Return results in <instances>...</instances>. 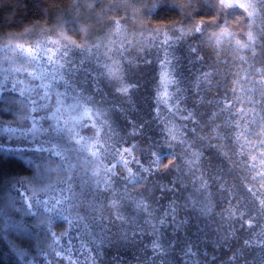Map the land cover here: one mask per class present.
<instances>
[{"label":"trees","instance_id":"1","mask_svg":"<svg viewBox=\"0 0 264 264\" xmlns=\"http://www.w3.org/2000/svg\"><path fill=\"white\" fill-rule=\"evenodd\" d=\"M107 2L108 0H0V40L7 41L10 37H17L19 42L32 43L38 34L44 36L40 34V30H58L77 44H82L86 37V25H93L94 17L91 15L99 13L102 20L104 15L101 13L106 12L102 7ZM117 2L118 5L126 4L128 0ZM147 19L146 22L151 27H180L185 32H193L181 39L178 43L181 44L180 48H176L178 44L174 45L173 71L180 82L173 89L179 87L177 96L170 98L167 104L158 97V107L157 101L154 100L156 103L154 102L153 107L157 108H152L150 112L155 119H150L149 126L144 127L147 122L142 117L143 114L134 119L132 114L125 113L127 121L123 117L117 119L120 125L127 123L128 127L141 126L134 130V134H128L126 137L128 141L136 142L142 136L146 142H150L149 146L142 148L141 154L148 171L143 175L132 172V177L140 178V183H135L129 178L127 168L119 165L118 176L115 177L118 188L114 190L119 194L115 198L109 200L113 189H101L98 193L80 196L74 209L70 207L65 216L62 215L63 211L49 213L44 210L43 205H38L33 209L35 216L20 217L30 225L25 244L26 256L18 258L7 246V240L0 241V264H69L68 260L55 257L54 250L59 251L68 244L69 237H72L73 244L79 246V237L82 234L99 232L100 229L94 221L103 223L110 239L128 237V247L124 253L127 264H151L153 240L161 243L171 241L179 252V241H195L197 236L200 237L201 249L210 254L214 253L217 257L215 264H229L230 261L235 264L232 259L235 255L240 256L239 264H264V204H261L264 200V187L254 179L257 172H264V165L260 163L258 150L242 147L246 143L243 136L237 140V136L244 129V121H240L241 127L236 126L237 109L245 107V102L249 99L245 89L250 90L257 101H261L264 96V84L260 83L264 78V59L260 60L258 68L254 64L245 67L237 63L233 65L234 60L228 55V43L220 41L217 46L214 41L208 39L213 35L219 37L224 28L219 25L216 11L209 0H168V6L164 10L158 7ZM236 19L231 22H238ZM198 25L204 29L203 33H194ZM113 29L114 25L105 28V32L113 40L112 48H109L112 52L107 54L108 56L101 55V65L104 66L109 58L114 59V65L117 63L119 66L116 69L117 76L110 79L100 78L97 72L93 71V75H97L96 78L102 80V83H111L105 91L106 95L110 96L106 103L93 91L84 92L83 83L80 82L82 72H86V76L89 74V78L93 75L87 71L89 67L82 64L84 62L81 56H71L73 64L78 66L76 83L71 81L76 94H79L82 103L104 118L113 114L111 111L113 105H116L115 101L123 106L135 105L134 101L148 103L151 97L163 92L162 86L158 84V76L161 74L158 72L161 70L159 60L163 57V51H158L160 38L151 32L137 39L133 37L134 40L131 38V42L125 45L123 55L117 57L113 51L116 52L120 48L117 44L114 45L117 43L114 41V35L109 34ZM108 39L105 42H109ZM191 48H196L197 52H191ZM157 59L158 65L155 64L153 70L152 66ZM256 69L261 70L258 74L247 77L255 81V84L236 83L240 81L239 77H245L249 70ZM205 73L208 74V80L202 79ZM122 87H127L128 92L117 90ZM153 87L151 93L150 89ZM233 88L237 89L235 96ZM177 98L178 112L174 106ZM236 98L243 102H237ZM230 102L236 106L229 111L225 106ZM31 106L30 101L23 94L19 95L16 89L0 85V143L11 146L12 141L4 128L10 124L14 127V119L17 117H30ZM255 111L264 116V108L259 105ZM159 112H167V117L172 114L174 121H177V140H172L169 136L168 128L163 125ZM189 112L192 113V118L184 119ZM248 115L251 116L252 113L249 112ZM42 117L49 116L41 114L35 120L38 121V127L47 131L39 132L35 139L29 133L23 138L25 142L19 145L28 149L25 161L31 160L32 164L29 166L25 163L23 169L17 165L6 166L0 173V207L13 198L16 207H21V197L12 187L17 179L35 181V184L29 187L42 190L38 199H49L54 194H59L60 187H66L61 184L67 177L59 170L60 159L48 153L34 152L33 149L40 146L37 141L43 142L53 136L66 148H72V144L66 137L61 139L52 132L50 119H41ZM254 127L255 125L250 124L247 130L250 132ZM20 130L27 132V129L20 128L17 136ZM108 134L113 141V149H123L122 147L129 145L124 144L120 138H115L109 126L104 129V138ZM247 139L252 140L254 144L259 143L255 137L249 136ZM166 140L168 143H165ZM181 140H186L187 144L181 145ZM162 149H167L164 153L166 158H161L157 164L155 161L161 156ZM192 153H196L199 158ZM68 155L73 158L74 163L76 159L82 158V154L74 151H70ZM250 155H256L257 159L251 160ZM253 164L256 166L254 171L251 170ZM82 169L83 166L77 170L73 179V190L78 193ZM101 198L104 199L103 203L100 202ZM113 200L118 201L117 206L120 208L123 201H126L131 210H134L131 219L128 218L130 223L125 222L122 225L119 222L114 212ZM106 202L109 205H106ZM137 204L141 206L137 207ZM68 207L69 204L67 209ZM173 216L175 224L172 222ZM161 220H165V224L161 225ZM249 221L251 227L248 226ZM181 224L182 227L178 228L177 225ZM9 238H12V234ZM80 261L81 264H88L83 256Z\"/></svg>","mask_w":264,"mask_h":264},{"label":"snow or ice","instance_id":"2","mask_svg":"<svg viewBox=\"0 0 264 264\" xmlns=\"http://www.w3.org/2000/svg\"><path fill=\"white\" fill-rule=\"evenodd\" d=\"M150 2L152 7L159 6L160 10H164L168 6V0H150ZM219 4L222 7L233 8L238 6L243 9L247 14L249 29H252L257 21L264 22V0H248L246 3H240L239 0H236L235 4H233L232 0H219ZM225 23L227 22L225 21ZM117 28H119V22H117ZM203 32L204 29L199 25L194 29V33ZM191 34H193L192 31L185 32L183 29H180V36L164 33L159 40L158 51H163V57L159 60L163 92L158 95L163 99L165 104L175 95V93L169 92V87L180 83L175 79L173 71L175 69V65L173 64V60L175 59L174 45L184 36ZM156 35H160V33L157 32ZM221 35L231 36L232 34L229 33L225 27ZM155 38L154 36L153 39L155 40ZM208 39L214 41L215 44L219 46L220 37L213 35L209 36ZM261 40H264V29L257 28L255 34L252 30L248 31L246 43H241L237 40L236 45L240 49H251L255 53V48L261 47ZM93 47L98 49L100 45H94ZM74 49H81L86 52L92 51V48H89L85 44H77L71 38L63 34V32L58 33L55 39L49 36L47 39L32 43H28L27 41L19 42V38L17 37H10L7 41L0 40V53L4 54L5 61L19 64L18 67L6 71L26 73L33 80L40 81V87L44 90L41 95V99L45 102L43 105L44 107H48L47 102L52 96H55V101L52 105L54 111H52L50 117V119L54 121V124L50 126L51 130L61 139L66 137L72 144V148H66L57 140L56 136H53L43 142L37 141L40 146L33 149L34 152H39L41 154L48 153L50 156H56L60 159V164L58 166L59 170L63 172L67 178L61 181V184L66 185V187H60L58 195L54 194L46 200L38 199L42 190L36 187H29V185H34L35 181L17 179L12 187L16 190L17 195L21 197V207H16L14 198L0 207V225H2V230H0V241L7 240V246L18 258H24L27 254L25 244L30 228V225L20 218L21 216H35L36 213L33 209L38 205H43L44 210L49 213L57 212L58 210L63 211L66 210L68 204H71L74 199H79L80 196L86 197L93 192H100L101 189H111L113 178L118 176L117 166L122 165L124 168H128V163L130 162L124 159V154L130 157L132 148H124L122 151L119 149L109 150L99 143L100 128L97 127V122L100 114L92 112L90 108L86 107L81 102V99L78 94H76V90L71 83L73 73L78 70L71 59V54ZM190 51L196 53L197 49L191 48ZM118 54L121 56L123 55L119 50ZM197 58L202 59V57L199 56H197ZM104 68L108 77L115 78L117 76V71L114 70L113 65L105 64ZM258 73L259 70H249L247 72V77H251ZM237 76H239V73H237ZM7 79L8 77L5 76V80ZM202 79L208 80V74H203ZM240 82L239 80L236 81V83ZM23 83V80H17L12 84V87L15 89L18 84ZM243 83L255 84L256 82L249 78H245ZM260 83L264 84V78L261 79ZM59 88H63L64 91H59ZM117 90L125 93L128 92L127 87H122ZM24 91L25 89L21 88V94H23ZM179 91L180 89L177 87L176 92ZM236 91V88L232 89L234 96ZM245 92L249 99L245 102V107L237 109L236 112V126L241 127L240 121H244V129L237 136V140L239 141L241 136H243L246 143L242 147H252L258 150L259 156L261 157L260 163L264 165V116H260L255 111L257 105L264 108V102H262L264 101V96H262L261 101H257L252 96L250 90L245 89ZM236 99L237 102H243L240 98ZM66 101H71V103L66 104ZM249 105H251V107H249ZM174 106L178 112V98ZM235 106V103L230 102L225 107L230 111ZM62 109L75 113V115H71L68 119H63ZM171 110L172 109H170V111ZM32 111L36 112L37 108L33 107ZM249 112L252 113L251 116L248 115ZM85 117H87L88 122L81 123V121H84ZM46 118L49 117H42L41 119ZM183 118H192V113L189 112L187 116ZM99 123L102 126L104 121H99ZM250 124L255 125V127L249 132L247 129ZM89 126L96 129L94 138L82 136L78 130V128H87ZM4 131L9 134V139H11L12 143L11 146L0 143V173H2L6 166L17 165L21 169L24 168L25 163L30 166L32 161H25L28 149L22 148L19 145L25 142L23 138L29 133L32 135L33 139H35L39 132L47 130L38 127V121L33 117L31 127L27 129V132L20 130L19 136H17L18 129L11 124L4 128ZM168 131L172 140L178 139V129L176 133H173L170 129ZM249 136L255 137L259 143L254 144L252 140H248L247 138ZM165 143H168V141L166 140ZM180 143L181 145H185L187 141L181 140ZM45 145H47V147ZM169 147H171V145H169ZM93 149L96 150L94 151ZM70 151L81 154L90 153L92 159L82 161L78 158L74 163L73 158L68 155ZM166 151L167 149L161 150V156L157 158L155 163L159 164L161 158H166L164 155ZM101 152L106 154L111 166L104 165L102 173L100 169L91 170V172H89L91 165L101 159L99 154ZM192 155L199 158L196 153H192ZM116 157H120V159H116ZM249 158L253 161L257 159L256 155H250ZM112 160H115V163H111ZM136 163L139 164V160H137ZM168 163L170 164L171 160H169ZM81 166H83L85 170L83 175L79 176L81 183L78 185L80 189L78 193L73 190L72 185L77 170L81 168ZM165 167H167V165H165ZM255 168L256 166L253 164L251 170L254 171ZM145 171H148V169H145ZM128 172L130 179H133L135 183H140L139 176L132 177V170L130 168H128ZM254 179H257L261 186L264 187V172H257ZM16 185H19V187L17 188ZM20 189H23V191H20ZM249 191L251 192L252 189H249ZM53 192H55V189H53ZM65 193H69L70 195H65ZM261 204H264V200L261 201ZM113 206H115V201H113ZM140 206V204H137V207ZM117 219L123 218L117 216ZM172 222L173 224L176 223L174 216ZM94 223H97V227L100 229L99 232H89L86 235L82 234L79 237L81 241L79 246L73 244L72 237H69L68 244L59 251L54 250L55 257L66 259L69 261V264H81V256H83L88 264H106V262L107 264H127L124 253L127 251L128 237L122 236L116 239H110L106 234L107 230L103 223L95 221ZM160 224H165V220H161ZM248 226H252L250 221L248 222ZM177 227H182V224L177 225ZM10 234H12V238H9ZM199 241V236H197L195 241L191 239L179 241L180 248L179 252H177L176 248L173 246V242L166 241L161 243L158 240H153L151 244L153 253L151 264H215L217 259L215 254H210L207 250L201 249ZM232 259L235 261V264H239V255H235ZM229 264H231V261Z\"/></svg>","mask_w":264,"mask_h":264},{"label":"rangeland","instance_id":"3","mask_svg":"<svg viewBox=\"0 0 264 264\" xmlns=\"http://www.w3.org/2000/svg\"><path fill=\"white\" fill-rule=\"evenodd\" d=\"M119 0H108V2L106 3V5H104V7H102L103 12L101 14L104 15V18L101 20L99 13H97L96 15H91L93 18V25L90 23L88 25H86L85 27V31H86V37L84 38V40L82 41V44L87 45L89 48H92L91 52H86L83 51L81 49H74L73 53L71 54V56L78 54L79 56L82 57V60L86 66L89 67V71L91 73V75H93V71L97 72V75L100 78H107L110 79V77H108L106 75V70L105 68H103L104 66L101 65L102 62V57L101 55H106L107 54H111V50L109 48H112V42L113 40L110 38V36H108V33L105 32V28L107 27H112V25H114V29L111 31V33L109 32V34H112V36L114 35V41H116L117 43H114V45H118L120 50L119 52H123V49L125 47V45L128 44V42H131V40H134L133 37H135L136 39L139 36H143L145 33H149L151 32L152 34L156 35L157 32L160 33V35H157L158 38H162L164 33H168L169 35H175V36H180V27H174V28H169V29H163L160 27H151L149 25V23H147L146 21H148V16L154 11L156 10L159 6L157 7H152L151 6V2L150 0H128V2L126 4H120L118 5ZM211 6H213L214 10L216 11L218 20H219V25L220 26H224V28L226 27L228 32L231 33V36H222V32L219 33V37H220V41L222 43L227 42L228 43V47L230 46V51L228 50V55L230 57V59H233L234 62L232 63L234 64H238V65H242L243 67H245L246 65H251L254 64L255 67L257 66L260 67V60L264 59V40L260 41V45L261 47H256L255 48V53L251 50V49H240L238 48V46L236 45V41L239 40L241 43H246L247 42V33L249 30H252L255 34V30L257 28L260 29H264V22L261 21H257L255 25H253L252 29H249L248 27V18H247V14L244 12L243 9L237 7H233V8H228V7H222L219 4V0H209ZM233 4L236 3V0H232ZM240 3H246L248 2V0H239ZM123 5V6H122ZM102 12V11H99ZM108 15H107V14ZM88 16V15H87ZM237 18V19H236ZM235 19L238 22H231V20ZM105 21V22H104ZM225 21L227 23H225ZM117 22H119V28H117ZM223 28V29H224ZM82 30H84V27L82 26ZM184 30V29H183ZM39 31V30H38ZM43 34L44 36H39L37 35L35 37V39L33 40V42L38 41V40H44L47 39L49 36L52 37L53 39L57 38V34L59 33L58 30H40V34ZM111 36V37H112ZM103 37V39H102ZM234 37V38H233ZM109 38V42H105V40ZM111 39V40H110ZM181 41V39L178 41V43ZM177 43V44H178ZM176 44V45H177ZM94 45H100V47L97 49L95 47H93ZM181 44H178L176 48H180ZM102 48H105V50H101ZM104 52V53H102ZM80 53V54H79ZM114 55L118 57V50L115 52L113 51ZM11 55V54H9ZM89 61V62H88ZM114 59L111 60L110 58L106 60V64L108 65H113L114 70L118 69L119 66L114 65ZM158 59L154 61V64L152 66L153 70H154V65L156 64V66L158 65L157 63ZM81 64V65H82ZM128 64V61L127 63ZM19 64H13L11 61L6 62L5 58H4V54L0 53V85L4 84V85H8L9 87H12V84L15 83L17 80H23L24 83L23 84H18L17 87L15 88L18 91V94H21V88H24L25 91L23 93L24 97L30 101L31 103V107L33 109V107L37 108L36 112H31V118L28 116L26 119L25 118H20L17 117L16 119H14V127H16L17 129H28L31 127L32 122H33V117L35 119H38L40 117L41 114L43 115H47L49 116V119L52 115V111H54V108L52 107V105L54 104L55 101V96H52L50 98V100L47 102L48 107H44L43 105L45 104V102L41 99V95L43 94V89L40 87V81L38 80H33L31 77H29L26 73H16L14 71H6L8 69H12L14 67H18ZM103 66V67H102ZM78 68V66H76ZM84 68V67H83ZM123 69H125L123 67ZM122 69V70H123ZM161 69V68H160ZM171 70V69H170ZM256 70H261V69H256ZM152 71V70H151ZM103 72V73H101ZM158 72H161V70H158ZM78 71H75L73 73V77L72 80H74V83H76V75H77ZM83 76L80 79V82L83 83V89L84 92H86L87 90L89 91H93L95 95H99V98L101 101H105V103L107 101H109L110 96L106 95L105 91L106 88H108V86L111 84L110 82L108 83H102V80L100 81V79L98 80L96 77L97 75H93L92 78H89V74L86 76L85 73L86 72H82ZM179 75V74H178ZM5 76L8 77L7 80H5ZM158 76V75H157ZM157 78V77H156ZM160 82L158 83L159 86H161V74H159L158 76ZM247 78V75H245V77H239L240 79V83H243V80ZM175 79H177L179 81V77H175ZM72 83V82H71ZM245 84V83H244ZM156 85V82H155ZM179 85V84H178ZM178 85H171L169 87V92L170 93H175V95L173 96V99L177 96V92L176 90H173L175 88V86ZM98 88V90H97ZM163 88V87H162ZM59 91L63 92L64 89L63 88H59ZM154 90V87L150 89L151 93ZM101 92V94H99V92ZM149 91V90H148ZM149 91V92H150ZM162 93V92H159ZM158 93V94H159ZM157 94V95H158ZM22 95V94H21ZM103 95V96H102ZM155 97H151V101L148 103H144L143 102H135V105H131V106H123V105H119L118 101H115L113 105V110L111 112H113V114H111L109 117H102L101 115H99V120L97 122V127L100 128V141L99 143L104 145V147L106 149L109 150H115L112 148V139L111 137H109V134L107 135L106 138H104V129L106 127H110L111 130L113 131V133L115 134V138L118 137L120 138L124 144H129L126 147H122L124 148H132V154L129 157L127 154H124V159L129 160L130 162L128 163V168H130L132 170L133 173L135 174H139V175H143L145 172V169H148L147 164L144 162L143 156H141L142 154V148L144 149V147L149 146L150 142H146L144 140V137L140 136V138L137 139L136 142H140L139 144L136 142H132V141H128V138L126 136L132 135L134 134V130H138L140 127L139 125L137 127L134 126H126L124 127V124L122 123V125H120L118 123V118H125V113L126 114H132L133 118L135 119V117L141 116L144 118V120L147 122V124L144 125V127H146L147 125L149 126L150 124V119L152 118L153 121L155 118H153L152 115V108L156 110V108L158 106H160V102L158 101V96ZM79 96V94H78ZM80 98V97H79ZM157 101V107H153L154 102L156 103ZM160 101H162V99H160ZM82 102V100H81ZM114 102V101H112ZM67 103H71V101H66ZM111 103V102H110ZM140 103V104H138ZM84 104V103H83ZM112 104V103H111ZM163 105V103H161ZM85 105V104H84ZM130 105V104H129ZM161 105V107H162ZM86 107L90 108L89 106L85 105ZM108 107V106H107ZM106 107V108H107ZM174 109V107H172ZM51 109V110H49ZM92 110V112L94 113H98L96 112L94 109L90 108ZM175 110V109H174ZM141 113H138V112ZM157 113V111H156ZM161 117V120L163 122V125L166 127L167 130H172V132L176 133V120L174 121V119L172 118V114L171 116H165V114H167V112H159ZM174 114V112H172ZM71 115H75V113H71L69 111H64L62 109V116L63 119H68ZM140 117V118H142ZM139 118V119H140ZM164 118V119H163ZM31 119V120H30ZM108 119V120H107ZM126 119V118H125ZM138 119V120H139ZM50 119V123L51 125L54 124V121ZM99 121H104V124L101 126V124L99 123ZM127 121V119H126ZM62 122V121H61ZM87 117H85L84 121H81V123H87ZM143 127V126H142ZM123 128H125L123 130ZM80 134L82 136H86V137H90V138H94L95 137V132L96 129L92 128L91 126L87 127V128H78ZM143 130V129H142ZM119 139V140H120ZM131 140V138H129ZM145 141V142H143ZM123 149H119V150H123ZM94 151L96 149H93ZM81 154V153H80ZM101 156V159L92 164L91 168L89 169V172H91V170H95V169H100L101 173L103 171V166L104 165H110L109 159L107 158L106 154L101 152L99 153ZM91 154L90 153H83L82 154V158L81 160H91ZM116 159H120V157H116ZM139 160V164L136 163V161ZM111 163H115V160H112ZM119 166V165H118ZM117 166V168H118ZM127 168V170H128ZM84 168L81 170V176L84 173ZM116 178L113 179V183H112V188L113 189V194L112 192L110 193V199L112 200V198L116 197L119 193H117V191H114L118 188L117 183L116 182ZM67 195V194H65ZM101 197V196H100ZM115 200V199H114ZM113 200V201H114ZM104 199L101 198V201L103 203ZM78 202L77 199H74L73 202L71 204H69L68 209L66 208V210L59 211L58 213L62 212V215L65 216L66 212L70 211V207H72V210L74 209V207L76 206V203ZM122 202V201H121ZM118 201L115 202V206L114 207V212L117 216L122 217L123 219H119V222L123 225V223H130V219L132 217V214L134 212V210H131V206L128 204V202L123 201V205H120V207L117 206ZM110 204H112V201H110ZM106 205H109L106 202ZM120 211H117L119 210ZM117 212V213H116ZM112 216L114 217L115 215L112 214ZM116 216V217H117ZM127 217V218H126ZM130 217V219H128ZM127 219V221L125 220ZM82 257V256H81ZM34 264H39L38 262L34 263ZM60 264H63L62 262H60Z\"/></svg>","mask_w":264,"mask_h":264}]
</instances>
